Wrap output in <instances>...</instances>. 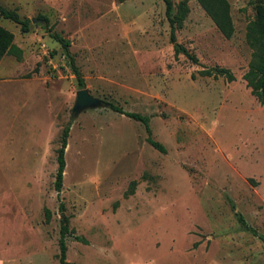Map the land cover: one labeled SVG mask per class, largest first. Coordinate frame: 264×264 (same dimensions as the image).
Instances as JSON below:
<instances>
[{"label":"rangeland","instance_id":"obj_1","mask_svg":"<svg viewBox=\"0 0 264 264\" xmlns=\"http://www.w3.org/2000/svg\"><path fill=\"white\" fill-rule=\"evenodd\" d=\"M227 1L233 32L224 38L186 0L174 35L193 63L173 52L162 0H0L29 20L20 32L0 17L21 50L20 60L0 59V264H60L64 216L66 263L264 264V103L242 79L244 26L264 0ZM51 33L68 40L83 88L148 116L164 152L107 105L70 120L79 86ZM212 67L233 79L199 73Z\"/></svg>","mask_w":264,"mask_h":264},{"label":"trees","instance_id":"obj_2","mask_svg":"<svg viewBox=\"0 0 264 264\" xmlns=\"http://www.w3.org/2000/svg\"><path fill=\"white\" fill-rule=\"evenodd\" d=\"M122 1V0H118ZM204 11L205 15L211 20L216 30L224 38H229L233 32V24L229 13V4L227 0H195ZM164 4V15L168 22L169 32L168 39L172 44L174 53H181L189 61L196 63L197 59L189 52L183 45L176 42L174 32L180 28L182 22L188 12V6L186 0H179L175 7L171 0H162ZM174 7V10H173ZM0 17L7 19L15 24H18L20 32H27L29 30V20L18 16L16 9H8L0 5ZM43 20H45L43 18ZM55 41L58 42L62 49V54L69 66L71 72L76 78L79 88L83 87V79L80 75L78 68L74 65L73 56L68 49V40L59 36L56 33H51ZM244 40L250 49L249 59L247 62L246 70L242 74V79L245 81V85L249 88V92L255 97L259 104L264 103V2L254 5L253 17L247 20L244 26ZM4 55H12L16 60L21 59V50L13 42V34L6 28L0 26V59ZM201 75H221L226 80L231 81L233 79L232 73L224 67H212L200 70ZM107 107L124 116L140 122L146 133V141L154 149L164 152V147L157 141L153 140L149 135L148 116L139 114L137 112L125 111L118 105L113 103H107ZM68 135V126H65L59 137V147L56 151V170L53 180V188L58 192L62 185V171L64 168V148L66 145V138ZM62 209V205H59ZM232 207V205H231ZM44 220H49V210L43 208ZM236 220L240 226L249 232H253V229L246 224L242 216L239 213H235ZM73 231L68 227V218L66 216L60 218V226L58 229V262L60 264H73L65 262L66 244L65 237L72 234ZM73 238L77 241L85 242L81 237L73 235Z\"/></svg>","mask_w":264,"mask_h":264},{"label":"water","instance_id":"obj_3","mask_svg":"<svg viewBox=\"0 0 264 264\" xmlns=\"http://www.w3.org/2000/svg\"><path fill=\"white\" fill-rule=\"evenodd\" d=\"M34 18H31V21H34ZM41 22V20H40ZM107 104L101 99L92 96L88 93L87 89L81 87L75 91L74 103L71 107L70 120H73L79 112L87 108H97L101 106H106Z\"/></svg>","mask_w":264,"mask_h":264}]
</instances>
